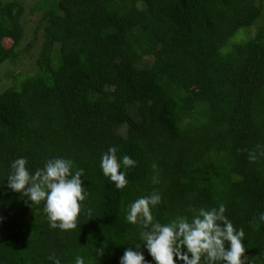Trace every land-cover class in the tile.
<instances>
[{
  "label": "trees",
  "instance_id": "16d2710c",
  "mask_svg": "<svg viewBox=\"0 0 264 264\" xmlns=\"http://www.w3.org/2000/svg\"><path fill=\"white\" fill-rule=\"evenodd\" d=\"M37 10L38 70L0 94V264H119L140 242L128 206L153 192L161 223L223 206L245 233V264H264V26L248 31L264 5L39 0ZM24 13L22 0H0V72L20 57ZM109 147L136 162L121 168L124 190L100 168ZM18 158L31 172L53 158L84 170L76 230L51 228L43 203L7 188Z\"/></svg>",
  "mask_w": 264,
  "mask_h": 264
},
{
  "label": "clouds",
  "instance_id": "9594fccd",
  "mask_svg": "<svg viewBox=\"0 0 264 264\" xmlns=\"http://www.w3.org/2000/svg\"><path fill=\"white\" fill-rule=\"evenodd\" d=\"M117 151L116 147H109L101 156L100 168L118 190H124L128 180L126 171L121 168H132L136 162L127 155L118 159ZM249 158L255 161L256 154L250 153ZM27 165L26 158L12 162L7 188L20 194L31 208L43 203L51 228L76 230L78 216L88 196L86 187L82 186L84 170L75 168L72 160L64 158L49 159L35 172ZM161 200L160 194L153 192L128 206L126 220L140 226V242L125 248L119 264H201L202 260L203 264H245V233L243 229L234 228L223 206L200 208L191 219L178 216L161 223L153 215V209ZM260 219L264 220V215ZM3 222L4 217L0 216V225ZM145 252L151 260L146 258ZM104 254L102 249H97V255ZM54 264H60V260L55 259ZM75 264H85L84 258L77 256Z\"/></svg>",
  "mask_w": 264,
  "mask_h": 264
},
{
  "label": "rangeland",
  "instance_id": "374dc122",
  "mask_svg": "<svg viewBox=\"0 0 264 264\" xmlns=\"http://www.w3.org/2000/svg\"><path fill=\"white\" fill-rule=\"evenodd\" d=\"M25 13L22 17V25L25 29V39L19 48L20 57L14 62H9L1 67L0 94L9 86H12L13 76L23 72H37V59L43 43V31L38 30L43 14L38 12L39 0H22ZM264 5V0H258ZM264 26V20L259 21L254 28L248 29L252 35L257 34L258 28ZM242 34V33H241ZM7 46L11 44L6 43Z\"/></svg>",
  "mask_w": 264,
  "mask_h": 264
}]
</instances>
